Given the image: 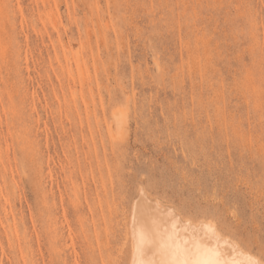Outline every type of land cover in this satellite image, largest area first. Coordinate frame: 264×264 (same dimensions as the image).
Returning <instances> with one entry per match:
<instances>
[{
  "label": "rangeland",
  "instance_id": "374dc122",
  "mask_svg": "<svg viewBox=\"0 0 264 264\" xmlns=\"http://www.w3.org/2000/svg\"><path fill=\"white\" fill-rule=\"evenodd\" d=\"M140 191L264 262V0H0V264H129Z\"/></svg>",
  "mask_w": 264,
  "mask_h": 264
},
{
  "label": "bare ground",
  "instance_id": "6f19581e",
  "mask_svg": "<svg viewBox=\"0 0 264 264\" xmlns=\"http://www.w3.org/2000/svg\"><path fill=\"white\" fill-rule=\"evenodd\" d=\"M146 197L140 191L133 202L129 264H264L224 235L214 222L193 223L188 216L181 218L171 207L149 202Z\"/></svg>",
  "mask_w": 264,
  "mask_h": 264
},
{
  "label": "snow or ice",
  "instance_id": "6c2138e0",
  "mask_svg": "<svg viewBox=\"0 0 264 264\" xmlns=\"http://www.w3.org/2000/svg\"><path fill=\"white\" fill-rule=\"evenodd\" d=\"M204 264H219V262L218 261H211V262H204Z\"/></svg>",
  "mask_w": 264,
  "mask_h": 264
}]
</instances>
